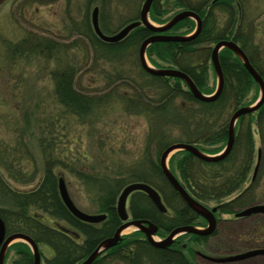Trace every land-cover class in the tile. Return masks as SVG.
Returning <instances> with one entry per match:
<instances>
[{"label": "rangeland", "instance_id": "374dc122", "mask_svg": "<svg viewBox=\"0 0 264 264\" xmlns=\"http://www.w3.org/2000/svg\"><path fill=\"white\" fill-rule=\"evenodd\" d=\"M0 1V159L6 154L9 156L7 160L9 164L6 168H3L0 163V174L13 189L20 192L31 191L38 185L44 173L45 150L52 148L55 172L58 178L62 176L65 179L74 204L85 213L98 215L99 207L95 194L89 191L91 188L88 187L91 185L83 182L85 177L83 173L93 178L109 177L114 180L122 176L128 177V167L139 165L145 169L143 164L147 156L152 157L149 159L153 160V165L158 163L160 167L161 156L168 148L159 155L156 141L150 143L148 139L151 134L149 116L144 111L127 110L125 106L127 100L139 97L138 92L142 90V87L145 89L142 90V97L145 91H150V96L153 97L156 89L154 83L142 72L145 70L139 58L141 45L138 49L132 48L123 54L107 55L104 49L100 46L96 48V45L93 46L91 42L94 37H97L92 25L93 11L96 7L100 10V28L104 35L110 37L140 18L146 0ZM159 1L162 2L161 22L152 21L149 14L150 22L154 26L162 27L177 14L190 11L177 7L176 0ZM233 8L238 14V29H241L243 37L249 39L254 49L252 52L255 53L254 56L264 71V0H235ZM216 14L217 26L224 28L229 23L228 14L226 15L223 10H217ZM188 20L194 23L193 31L185 35L186 31L188 32L185 29L178 35L187 37L196 31L197 22ZM220 41L227 40H219L199 47L211 52L208 62V85L211 92L209 96L216 92L219 85L212 63V53ZM51 45L57 49L60 60L48 58L52 52L48 46L51 47ZM225 50L228 49H223L220 56ZM147 61L149 66L153 67L148 58ZM59 65L75 67L73 86L75 90L99 101L102 105H97L95 108L92 106L93 108L83 118H78L66 111L56 100L55 86L52 81V72L57 70ZM162 68L174 69L168 65H162ZM157 91H159L158 88ZM256 91L258 93V87L253 89V95ZM253 95L249 96L248 103L253 101ZM151 100L156 101L154 98ZM165 128L168 135L176 136L175 139L182 138L177 131H173L172 125L166 124ZM253 133L255 152L249 179L252 182H259L257 192L264 197L262 141L257 127L253 128ZM46 139L50 141L51 146L47 147ZM43 145L46 148H43ZM220 145L203 147L205 151L223 147L220 153L212 155L198 148L206 155L215 157L223 152L227 144ZM259 152H261V160H259ZM177 154H171L167 161L171 172L169 161ZM178 160L179 158H176L173 161V167L179 178L180 174L175 168ZM258 164L259 169L255 176ZM223 167L226 168V166ZM227 168H229V170L226 169L228 175L232 172L230 167ZM76 173H81L82 176L80 174L77 176ZM233 176L236 178L234 173ZM80 177H83V180H80ZM250 180L247 179L243 186L245 189L250 186ZM171 188L173 189L172 186ZM122 192L123 189L116 198V208ZM240 193L241 191H237L225 198L222 195L223 197L218 198H222L221 200L208 202L206 206L216 208L219 205L218 201L228 203ZM180 199L182 200L181 197ZM11 201L7 196L1 195L0 209L12 208ZM237 212L240 213L241 210ZM30 213L50 227L69 229L65 222L55 217L51 218L40 210L31 208ZM234 213H223V222L218 226L217 235L212 236L207 245L194 244L196 252L227 257L264 250L260 219L250 216L243 218V221L235 220ZM133 233L134 231L128 235ZM20 243L23 242L16 241L12 246ZM39 246L43 255L42 264H47V260L55 255L54 251L45 243ZM215 247L220 248L221 251H217ZM185 253L188 254L186 250ZM193 255L194 257H190L198 264H207L203 258ZM15 259H17L16 254L12 251L5 264H12ZM239 264H264V256L247 259Z\"/></svg>", "mask_w": 264, "mask_h": 264}, {"label": "trees", "instance_id": "16d2710c", "mask_svg": "<svg viewBox=\"0 0 264 264\" xmlns=\"http://www.w3.org/2000/svg\"><path fill=\"white\" fill-rule=\"evenodd\" d=\"M211 3L212 5H210ZM161 5V1H154L150 12V18L157 23L161 22L160 18L163 15ZM234 5L235 0H176L177 7L193 11L200 16L203 21L202 31L197 38L189 42L152 45L147 50V58L151 65L156 69H164L162 65H168L182 71L193 80L203 94L209 96L211 92L208 85V62L211 52L199 49V47L219 40H227L234 41L240 46L249 58L251 65L264 80V71L254 56L255 53L252 52L254 49L249 39L243 37L241 29H238V14L233 8ZM217 10H223L226 15L228 14L229 23L224 28L217 26ZM136 21L139 19L133 22ZM193 24L191 20L180 22L164 34L180 36L178 33L187 29L188 32L186 31L185 34L187 35L193 31ZM153 35L154 33L149 29L140 26L118 44H106L97 37H94L91 42L93 46L96 45V48L100 46L101 49H104L107 55L123 54L132 48L138 49L145 40ZM48 48L52 51L48 58L60 60L57 49L53 45L48 46ZM220 59L225 86L220 98L212 103H204L195 99L188 86L180 79L154 77L142 71L144 76L154 83V88H156L153 92L154 96H150V91H145V95L143 94L142 97V90H145L142 87V90L138 92L139 97L136 96L129 101L127 100L125 106L127 110L144 111L149 116L151 134L148 139L150 143L156 141L159 155L167 147L177 142L197 146L210 155L220 153L223 147L206 151L203 147L220 145L221 143L225 146L228 142L229 123L232 114L235 113V110L252 106L258 101L260 90L253 95V89L257 88L258 85L244 68L242 61L229 50L221 53ZM75 71V67L59 65L57 70L52 72V81L55 86L54 92L57 102L66 111L78 118H83L91 108L102 104L75 90L73 87ZM252 95L253 101L248 103V98ZM151 98L156 101H152ZM166 124L172 125L173 131H177V134L179 133L182 138H176V140V136L168 135L165 130ZM255 127L259 132L264 153L263 106L257 113L244 116L238 121L235 144L231 154L224 160L226 164L224 162L206 163L190 153L181 152L170 161L173 174L177 177L173 161L179 158L175 167L180 174L177 179L195 200L205 206L208 202L221 200L222 198H218L222 195L225 198L241 191L240 195L229 203L218 201L217 204L221 205V214H230L253 205L264 204L263 195L257 192L259 182H252L249 179L255 152L253 136V128L255 129ZM46 141L48 140L46 139ZM48 146H51L50 141L47 143ZM43 148L46 146L43 145ZM51 149L48 150L50 152L45 150L44 173L38 185L31 191L20 192L13 189L0 174V197L1 195L7 196L13 202L12 208L0 209V218L5 223L7 234L22 233L31 237L38 245L45 243L50 246L55 255L47 261L49 264H79L93 253L99 243L110 238L121 225L116 211V198L125 186L133 183H145L153 187L171 210V215H162L145 194L136 193L132 196L131 212L134 219L147 220L158 225L163 236L170 234L178 227L197 225L200 221L199 217L186 206L180 196L171 188L158 163L153 165V160L149 159L152 157L147 156L146 162L143 164L145 169L139 165L128 167V177L122 176L114 180L109 177L93 178L83 173V177L85 175L84 180L83 177H80V180L91 185L88 188H91L89 191L95 194V200L99 207L98 214L107 215L108 218L98 226L82 223L69 213L61 200L58 188L59 178L55 172V159ZM8 159L7 154L1 156L0 163L3 168L9 164ZM227 167H230V172H232L228 175L226 169L229 170V168ZM76 174L77 176L81 175V173ZM247 179L250 180V186L245 189L243 186ZM242 188L244 189L242 190ZM31 208L40 210L51 218L55 217L67 222L75 233L82 235L84 239L82 245L66 237L56 228L48 226L44 221L35 218L30 213ZM254 217L260 219L262 224L260 233L262 234L261 237H264V215ZM205 240L206 238L195 237L196 242ZM242 247L243 244L241 243ZM215 249L221 251L218 247ZM12 251L17 257L12 264H33L31 250L26 244L13 245L8 251L7 259ZM190 253L191 255L194 254L193 252ZM110 254H113L112 259ZM110 261L127 264H193L192 260L188 259L182 252L172 249H153L144 238L137 235L126 237L119 247L110 251L106 257L98 259L95 264Z\"/></svg>", "mask_w": 264, "mask_h": 264}, {"label": "water", "instance_id": "95a60500", "mask_svg": "<svg viewBox=\"0 0 264 264\" xmlns=\"http://www.w3.org/2000/svg\"><path fill=\"white\" fill-rule=\"evenodd\" d=\"M153 2L154 0L145 1V4L141 11L140 21L129 24L124 29H122L118 34L114 36H110V37L104 35L100 28V23H99L100 10L98 7H96L93 11V16H92V25H93L95 34L104 43L117 44V43L122 42L124 39H126L132 31H134L140 26H143L149 29L155 35L151 36L150 38H148L142 43L140 52H139L140 62L145 72L155 77L180 79L188 86L189 91L194 96V98L204 103H212V102L217 101L220 98L224 90V82H225L221 63H220V52L223 49L231 50L242 61L244 68L248 71V73L251 75V77L254 79V81L258 85L259 90H260V98L255 105L248 106V107H242L238 109L232 115L230 123H229L228 142H227L225 149L220 155L211 157V156L206 155L198 147H195L193 145L174 144L168 147L161 156L160 168L165 178L170 183V185L173 187V189L179 194V196L182 198L185 204L188 205L198 215H200L201 217L207 220L208 228L206 230L200 231L193 227L178 228L171 233L168 240H166L163 243H158L154 241L152 238V236L156 234L157 232L154 226L148 223L146 224L141 221L127 223L117 230L113 238L107 239L106 241L101 243V245L96 249V251L88 259H86L82 264H93L103 252L115 247L121 240V235L123 234V232L129 228H137L143 233H145L150 244L153 247L158 248V249H164L167 246H169L172 243L171 240L174 239L179 234H196L199 236H209L213 234L216 229V219L214 217V214L216 213L217 209L214 208L212 210H209L207 207L203 206L202 204L197 202L193 197H191L185 191V189L180 184V182L176 179L173 173L170 171V169L167 166V161L169 157L171 156V154H176L179 152L190 153L197 159L203 162H206V163H218V162L223 161L231 154L233 150V147L235 144V138H236V126H237L238 121L244 116L257 113L264 106V80L262 76L257 72V70L251 65L249 58L247 57L245 52L240 48L239 45H237L233 41H220L213 49L212 63L216 71V74L218 76L219 85L217 87L216 92L212 96H207L203 94L198 89V87L195 85L193 80L187 74L183 73L180 70L156 69V68L149 66L146 54L150 46L156 43H184V42L192 41L199 36L203 28V22L200 16L197 13L191 12V11H184V12L177 14L169 23H167L166 25L162 27L154 26L150 22V19H149V14H150V10H151ZM188 19H192L197 22V28H196V31L193 33V35L185 37V36H169V35L164 34L170 31L171 29H173L180 22L188 20ZM259 160H261V152H259ZM258 169H259V164L255 170V176L258 172ZM135 192H142L146 194L148 198L152 201V203L155 205V207L161 213L163 214L167 213V208L164 205L160 194L155 189H153L152 187L146 184L134 183V184L127 186L119 197V201L117 205V212H118L119 218L123 222H126L128 220V215H127V210H126L128 198ZM59 193H60L62 202L64 203L68 211L71 213V215L75 217L77 220L83 223H86V224H91V225H96L106 220L105 215H90V214H87L81 211L79 208H77V206L74 204V202L72 201L69 195L67 185L63 177L59 179ZM253 215H264V205H256V206L247 208L241 211L240 213H238L236 216L237 218H247ZM146 225H150L149 228H147ZM16 241L24 242L30 247L33 253V257H34V264H42L39 247L35 243V241L29 236L22 234V233H16V234L7 236L5 223L0 218V264L5 263L7 252L9 248L11 247V245ZM257 256H264V250L252 251V252L237 256V257H228V258L206 257V259L213 263H225L226 264V263L241 262V261L251 259Z\"/></svg>", "mask_w": 264, "mask_h": 264}, {"label": "flooded vegetation", "instance_id": "af4514ba", "mask_svg": "<svg viewBox=\"0 0 264 264\" xmlns=\"http://www.w3.org/2000/svg\"><path fill=\"white\" fill-rule=\"evenodd\" d=\"M0 3H1V1H0ZM140 19V18H139ZM137 22V21H136ZM132 23H135V22H132ZM131 23V24H132ZM166 35V34H165ZM169 36H173V35H169ZM255 114V113H254ZM251 115V114H250ZM176 177V176H175ZM177 178V177H176ZM179 181V180H178ZM142 184H145V183H142ZM181 184V183H180ZM131 185V184H130ZM182 185V184H181ZM183 186V185H182ZM184 188V187H183ZM136 193H142V192H135L134 194H136ZM134 194H132L129 198H128V201H127V205H126V210H127V215H128V220L126 221V222H123L120 218H119V220L121 221V225H120V227H122L123 225H125V224H127V223H132V222H135V221H141V222H144V223H148V224H150V225H152V226H154V228H156V230H157V232H156V234H154L153 236H152V238H158V239H163L164 238V236L160 233V228H159V226L158 225H154L153 223H151L150 221H142V220H136V219H134V217H133V215H132V212H131V203H132V196L134 195ZM144 194V193H143ZM146 195V194H145ZM147 196V195H146ZM148 197V196H147ZM149 199V198H148ZM150 200V199H149ZM197 201V200H196ZM150 202L152 203V201L150 200ZM184 202V201H183ZM198 202V201H197ZM185 203V202H184ZM200 203V202H199ZM165 204V203H164ZM201 204V203H200ZM152 205L155 207V205L152 203ZM203 205V204H202ZM258 205H264V204H258ZM203 206H205V205H203ZM254 206V205H253ZM66 207V206H65ZM205 207H207V206H205ZM252 207V206H251ZM166 208L168 209V211H167V213L166 214H163V213H161L156 207H155V209L160 213V214H162V215H171V211L169 210V208L167 207V205H166ZM209 210H212V208H209V207H207ZM67 209V208H66ZM214 209V208H213ZM68 210V209H67ZM116 211H117V208H116ZM70 213V212H69ZM118 213V212H117ZM194 213L199 217V223L197 224V225H193V226H186V227H193V228H196V229H198V230H200V231H202V230H206L207 229V227H208V222H206L205 220V218H203V217H201L200 215H198L195 211H194ZM237 213L238 212H236V213H234V218H235V220H242L243 218H237ZM71 214V213H70ZM222 215H224V214H221L220 212H216V214L214 215V217H215V219H216V229H215V231H214V233L213 234H211V235H209V236H199V235H196V234H179V235H177L175 238H174V242L172 243V247H180V248H182V251L184 252L185 250L188 252V253H190V252H193L195 255H197V256H199V253L198 252H196V250H195V245L194 244H196V243H198V244H206L207 245V243H208V240L212 237V236H215V235H217V231H218V226L223 222V219H222ZM106 216V220H107V215H105ZM255 216H259V215H255ZM118 217H119V215H118ZM105 220V221H106ZM105 221H103L102 223H99V224H96V225H93V226H98V225H101V224H103ZM62 222H65V221H62ZM66 224H67V226H68V228L69 229H63V228H59V229H57V231H59V232H61L63 235H65L66 237H68V238H70L71 240H74L77 244H81L82 245V243H83V241H84V239H83V237H82V235L81 234H77V233H75L72 229H71V227L69 226V224L67 223V222H65ZM83 223V222H82ZM86 224V223H85ZM88 225H91V224H88ZM150 225H146V227L147 228H149V226ZM203 226L205 227V228H203ZM119 227V228H120ZM118 228V229H119ZM178 228H183V227H178ZM178 228H176V229H178ZM117 229V230H118ZM130 229V228H129ZM176 229H174V230H176ZM117 230L114 232V234L110 237V238H113L114 236H115V234H116V232H117ZM128 230V229H127ZM173 230V231H174ZM172 231V232H173ZM125 232V231H124ZM123 232V233H124ZM171 232V233H172ZM170 233V234H171ZM131 235H137V236H140V237H142V238H147V236H146V234L145 233H143L142 231H140L139 229H137V228H135V230H134V233L133 234H131ZM131 235H124V234H122L121 235V240L119 241V243L115 246V247H113V248H111V249H109V250H107V251H105V252H103L97 259H96V261L98 260V259H102L103 257H106L109 253H110V251H112L113 249H115V248H117V247H119L123 242H124V239L126 238V237H129V236H131ZM195 237H200V238H206V240L205 241H201V242H196L195 241ZM110 238H108V239H110ZM107 239H105L104 241H106ZM104 241H102L101 243H103ZM184 241H186V243L184 242ZM101 243H99L98 245H97V247L95 248V250L93 251V253L96 251V249L101 245ZM46 245V244H45ZM48 246V245H47ZM38 247H39V251H40V246L38 245ZM48 248H50V249H52L50 246H48ZM166 248H164V249H160V250H165ZM124 251V250H123ZM92 253V254H93ZM40 254H41V251H40ZM91 254V255H92ZM90 255V256H91ZM191 255V254H190ZM43 255L41 254V258H43L42 257ZM89 256V257H90ZM88 257V258H89ZM110 257H111V259L113 258V254H110ZM200 257V256H199ZM87 258V259H88ZM51 259V258H50ZM50 259H48V260H50ZM47 260V261H48ZM86 260V259H85ZM84 260V261H85ZM110 260V259H109ZM6 261H7V256H6ZM84 261H82V262H80L79 264H82ZM96 261L93 263V264H95L96 263ZM242 262H244V261H241V262H236V263H226V264H239V263H242ZM6 263V262H5ZM127 264V263H124V262H119V261H117V262H115V261H110V262H103V263H101V264ZM207 264H208V262H206ZM47 264H49L48 262H47ZM130 264V263H129ZM193 264H195L194 262H193ZM209 264H225V263H209Z\"/></svg>", "mask_w": 264, "mask_h": 264}, {"label": "bare ground", "instance_id": "6f19581e", "mask_svg": "<svg viewBox=\"0 0 264 264\" xmlns=\"http://www.w3.org/2000/svg\"><path fill=\"white\" fill-rule=\"evenodd\" d=\"M140 21V20H139ZM138 22V21H137ZM185 189V188H184ZM185 191L187 192V190L185 189ZM177 193V192H176ZM188 193V192H187ZM178 194V193H177ZM189 194V193H188ZM179 195V194H178ZM190 195V194H189ZM191 196V195H190ZM237 198V197H236ZM235 198V199H236ZM233 201V200H232ZM231 202V201H230ZM164 203V202H163ZM229 203V202H228ZM191 211H193L188 205H186ZM220 207H221V205H218V207H216V209H217V213L218 212H220ZM247 208H250V207H247ZM246 208V209H247ZM170 210V209H169ZM245 210V209H244ZM167 211H168V209H167ZM171 211V210H170ZM241 211H243V210H241ZM194 212V211H193ZM88 214V213H87ZM216 214V213H215ZM214 214V215H215ZM206 222H207V220H205ZM135 230V228H130V229H128V230H126L123 234L124 235H128L130 232H132V231H134ZM170 235L171 234H168V235H165L164 236V238L163 239H158V238H153V240L154 241H156V242H158V243H163V242H165L166 240H168V238L170 237ZM145 239V241L153 248V249H156V250H160V249H158V248H155V247H153L151 244H150V242L148 241V238H144ZM172 241V243L174 242V239H172L171 240ZM172 243L169 245V246H167L166 247V249L165 250H173V251H176V250H178V251H180V252H182L183 254H185L186 255V257L188 258V259H191L192 260V262H194L195 264H198L195 260H193L191 257H194V255H190L191 253H188L187 251V253L188 254H186L185 253V251L183 252L182 251V248H180V247H172L173 245H172ZM32 253V252H31ZM208 254V255H207ZM207 254H199V256L201 257V258H203L206 262H208V264L209 263H212V262H210V261H208L207 259H206V257H209V258H228V257H237V256H240V255H243L244 253H241V254H237V255H234V256H224V257H216V256H212V255H210L209 253H207ZM32 256H33V253H32ZM191 256V257H190ZM198 256V257H199ZM33 264H34V257H33Z\"/></svg>", "mask_w": 264, "mask_h": 264}]
</instances>
